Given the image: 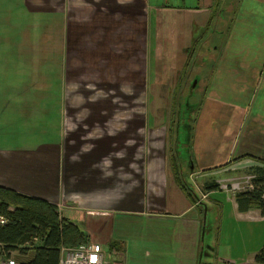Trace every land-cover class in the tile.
<instances>
[{"label": "crops", "instance_id": "obj_1", "mask_svg": "<svg viewBox=\"0 0 264 264\" xmlns=\"http://www.w3.org/2000/svg\"><path fill=\"white\" fill-rule=\"evenodd\" d=\"M218 3L0 0V187L55 204L102 247L105 264H260L264 216L240 211L236 192L218 183L264 170V60L229 35L205 88L210 104L228 106L185 131L172 112L186 165L167 137V111L152 109L153 95L163 99L152 85L169 72L159 75L158 64L189 63L195 49H186ZM188 14L197 26L184 23ZM168 19L182 27L165 28ZM259 47L264 53V39ZM226 50L240 60L229 63ZM217 190L226 200L211 202L220 209L213 231L203 210Z\"/></svg>", "mask_w": 264, "mask_h": 264}, {"label": "rangeland", "instance_id": "obj_2", "mask_svg": "<svg viewBox=\"0 0 264 264\" xmlns=\"http://www.w3.org/2000/svg\"><path fill=\"white\" fill-rule=\"evenodd\" d=\"M174 1L175 0H168V5L174 3ZM216 1L219 3L217 5L214 4L211 8V12L215 11V15L210 16V18H205L202 30L197 36L193 35V40L191 43H189L186 49V55H188L190 51L192 52L193 49H195V52H193L194 55L189 61V63L185 65V67L182 63L179 69L174 68L173 70L160 69V63L157 66L159 75L165 74L168 71L169 72L166 75L167 77H164L165 79L163 82L157 81V84L152 85L153 89L156 88L154 89V91L156 93H162L161 95L163 96V99H160L158 95H153L154 98L152 101V109L161 108V106H163L164 110L167 111L169 119V130L167 131V137L168 139H170V141L173 135L170 132V128L171 122L173 120L172 112L174 110L176 111V116H174V121L176 123L175 128L178 124L180 126L179 128H181V131H185V128L189 127L190 124H194L196 126L202 118L207 116V112L209 110L215 111L216 108H218L219 106H223L221 108H224L228 106L227 103H230L229 101L223 99L219 103L210 104L209 101L205 98V88L209 83V79L211 78L212 80L214 76L212 65H215L220 60L223 47L225 46L226 40L229 35L232 44L241 40L240 42L244 41L245 45H252V47L247 50V55L258 56L261 57L260 60H264V53L260 52L259 47V44L262 42V39H264V37L261 36V32H264V0ZM191 3L192 0H186V4H184V6L189 8L193 7ZM184 6L179 5V7ZM188 18L189 14L188 17L185 18L184 23L188 24L189 26L191 25L190 27H194L195 25L197 26V22L192 24L188 20ZM192 18L194 19L198 17L192 16ZM161 23H163V21ZM181 24V19H168L164 27L176 31L182 27ZM184 28H188V26L184 25ZM201 33H203L202 36L198 37ZM173 37L175 40H177L176 33ZM194 41H196V46H193L194 48H192L191 45H193ZM169 50L178 52V50H174L172 47L169 48ZM228 55L229 53L226 50L225 56L226 60L229 61V63L233 61L238 62L240 60V56H238L237 54L235 56ZM162 57H164L165 59H162L159 62H167L166 57L170 58V54H164ZM173 72H176L177 74L170 76L173 74ZM166 94L169 100L164 99ZM179 107L181 109H179ZM179 110L181 111L179 112ZM197 111L201 112L197 113ZM259 114L264 117V111H259ZM258 118L260 120L262 117ZM182 137L183 136L180 137L177 143L175 135H173L172 145L174 150L176 149V146L179 145V158L181 162L186 165L189 159L187 153L188 149H185V140L182 139ZM257 138L258 134H255V136L252 137L253 140H256ZM200 144V146L205 145V140H201ZM168 156L170 159L169 152ZM184 169H187V166H184ZM254 172L255 171H248L247 173H243L241 175L242 178L238 179L241 182V185H245L247 183L250 184L253 178L252 176L255 174ZM187 182L191 183L190 181ZM214 200L224 202V200H226V195L224 194V191L217 190L212 192L210 199H208V201L206 200V206H208V210H203L204 224H206V227L208 229H212L213 231L215 228L214 224L217 221V214L220 212L219 208H213L211 206V202ZM204 208L205 206L202 207V209ZM215 234L216 232H214L213 235L217 236ZM12 255L17 261L16 258L18 257V252H12Z\"/></svg>", "mask_w": 264, "mask_h": 264}, {"label": "trees", "instance_id": "obj_3", "mask_svg": "<svg viewBox=\"0 0 264 264\" xmlns=\"http://www.w3.org/2000/svg\"><path fill=\"white\" fill-rule=\"evenodd\" d=\"M193 46H196V41ZM189 57L187 62L190 61ZM171 154L176 181L191 195L192 192L178 174L179 164H175ZM250 184V188L235 193L237 208L240 211L256 208L264 216V170L255 172ZM0 215L6 219L4 224H0L3 253L9 256L10 252L17 251V264H59L62 247L88 242L84 232L69 218L61 216L55 204L3 187H0ZM254 261L264 264V244L255 254Z\"/></svg>", "mask_w": 264, "mask_h": 264}, {"label": "built area", "instance_id": "obj_4", "mask_svg": "<svg viewBox=\"0 0 264 264\" xmlns=\"http://www.w3.org/2000/svg\"><path fill=\"white\" fill-rule=\"evenodd\" d=\"M253 177V176H252ZM219 188L223 190H229L231 192H238L251 187V184L247 183L241 185L238 179H228L219 182ZM205 198L204 194H201L199 200ZM6 222L5 217L0 215V224ZM11 255V252H10ZM3 253L2 245L0 244V264H17L12 258ZM104 252L102 247L97 243L87 242L78 246L63 247L60 250L59 264H105Z\"/></svg>", "mask_w": 264, "mask_h": 264}, {"label": "water", "instance_id": "obj_5", "mask_svg": "<svg viewBox=\"0 0 264 264\" xmlns=\"http://www.w3.org/2000/svg\"><path fill=\"white\" fill-rule=\"evenodd\" d=\"M204 227V226H203ZM207 228V227H206Z\"/></svg>", "mask_w": 264, "mask_h": 264}]
</instances>
